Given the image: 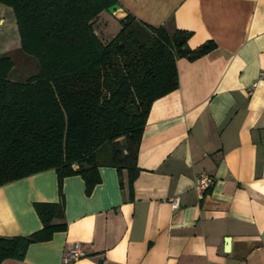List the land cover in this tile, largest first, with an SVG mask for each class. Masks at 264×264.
<instances>
[{"label":"crops","instance_id":"crops-1","mask_svg":"<svg viewBox=\"0 0 264 264\" xmlns=\"http://www.w3.org/2000/svg\"><path fill=\"white\" fill-rule=\"evenodd\" d=\"M115 1L120 10L95 21L105 41L131 15L192 34L191 50L217 48L177 60L179 88L147 115L132 189L126 171L107 166L90 195L80 176L66 178L55 220L66 230L1 264H69L77 243L85 256L70 264H264V0ZM15 16L0 4V56L19 52ZM202 174L212 184L198 191ZM59 201L54 170L2 186L0 237L41 230L34 204Z\"/></svg>","mask_w":264,"mask_h":264},{"label":"trees","instance_id":"trees-1","mask_svg":"<svg viewBox=\"0 0 264 264\" xmlns=\"http://www.w3.org/2000/svg\"><path fill=\"white\" fill-rule=\"evenodd\" d=\"M15 18L23 55L38 73L25 82L8 79L12 55L0 56V188L54 170L60 201L36 203L42 229L25 237H0V264L23 260L28 247L65 231L63 182L80 176L90 195L100 167L137 179L144 128L156 100L179 88L177 60H197L214 42L191 50L190 33L154 28L131 15L110 41L95 21L115 0H0Z\"/></svg>","mask_w":264,"mask_h":264},{"label":"rangeland","instance_id":"rangeland-1","mask_svg":"<svg viewBox=\"0 0 264 264\" xmlns=\"http://www.w3.org/2000/svg\"><path fill=\"white\" fill-rule=\"evenodd\" d=\"M116 31V30H115ZM113 32L114 35L107 37L112 39L119 31ZM15 67L10 72L8 79L15 82H25L30 77L36 76L38 73V64L35 58L23 55L22 52L13 53Z\"/></svg>","mask_w":264,"mask_h":264},{"label":"built area","instance_id":"built-area-1","mask_svg":"<svg viewBox=\"0 0 264 264\" xmlns=\"http://www.w3.org/2000/svg\"><path fill=\"white\" fill-rule=\"evenodd\" d=\"M212 184V179L210 176L206 174L200 175L198 179V191H204L210 188ZM171 207L174 208V210H177L180 207V200L178 197L170 199ZM85 256L84 248L81 244H74L72 248L68 249L64 256V262L69 263L73 261H77L81 257Z\"/></svg>","mask_w":264,"mask_h":264},{"label":"water","instance_id":"water-1","mask_svg":"<svg viewBox=\"0 0 264 264\" xmlns=\"http://www.w3.org/2000/svg\"><path fill=\"white\" fill-rule=\"evenodd\" d=\"M118 10H120V7L118 5H114V6L110 7L108 11H110V13L113 12V14H114L115 11H118ZM227 242L229 243V240Z\"/></svg>","mask_w":264,"mask_h":264}]
</instances>
